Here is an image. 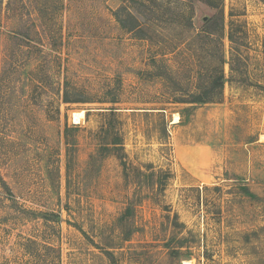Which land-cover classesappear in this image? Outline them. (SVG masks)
<instances>
[{"label":"rangeland","instance_id":"rangeland-1","mask_svg":"<svg viewBox=\"0 0 264 264\" xmlns=\"http://www.w3.org/2000/svg\"><path fill=\"white\" fill-rule=\"evenodd\" d=\"M263 206L264 0H0V264H264Z\"/></svg>","mask_w":264,"mask_h":264},{"label":"trees","instance_id":"trees-1","mask_svg":"<svg viewBox=\"0 0 264 264\" xmlns=\"http://www.w3.org/2000/svg\"><path fill=\"white\" fill-rule=\"evenodd\" d=\"M213 26L216 27V29H214V31H211V30H213V28H212ZM205 28L207 30L205 32L210 34L209 37H211V35H212V37L216 36V38L213 37V39H215V40L217 39V41L221 45L223 44L222 38L224 36V17H223L222 12H216L212 17L207 19V22L205 24ZM228 39L231 43L229 68L231 71V75H233L239 69V66H238L239 53H238V49H237L238 48L237 43L239 41V37H238L232 23L229 26ZM224 62H225L224 55L220 54V67H219L218 71H216V73L209 71L208 75H207V79H206V84L197 85V87H196L197 92L191 93V98L187 99L188 101H185V102L193 103V104L202 103V102H211V101H214V99H215V97L213 95L214 93H216V92H218L219 94L222 93V89H223L224 82H225V75H224V69H223ZM63 100L65 102L82 101L80 99H74V100L69 99L66 92H65V96H64ZM112 102H114V101H112ZM160 109H161L160 112H163V110H162L163 108H160ZM108 112H109V114H114L115 110L110 108V110ZM161 115H162L161 116V123L163 125L164 130H165L166 127H165L164 115L163 114H161ZM73 127L78 128L77 126H73ZM67 131H68V126L65 127V138H66L65 143L69 145L70 142L67 141V139H68L67 138L68 137ZM112 136L114 139H118L120 137V133H118V131H115V132L113 131ZM117 143L118 142H116V141H112L111 145L113 148L120 149L121 146H119ZM107 148H108V145H101L99 149L101 151H104ZM116 152H117V154H119L118 151H116ZM68 154L69 153H68V149H67V167H68L69 162H70V155L68 156ZM68 159H69V161H68ZM156 181L158 183V182H160V179L157 178ZM243 190L248 196H250V198H252V199L257 198V195L251 193L247 188L243 187ZM119 219L121 220V224H122L123 217L121 216ZM259 229L264 230V226L260 227ZM256 231H253V233H255Z\"/></svg>","mask_w":264,"mask_h":264},{"label":"bare ground","instance_id":"bare-ground-1","mask_svg":"<svg viewBox=\"0 0 264 264\" xmlns=\"http://www.w3.org/2000/svg\"><path fill=\"white\" fill-rule=\"evenodd\" d=\"M82 115H83V112L82 111H80V112H74L73 113L74 120L77 121L78 118H79V116H82ZM175 121H177V117H175V119H174L173 122H175ZM183 264H190V262L188 260H184L183 261Z\"/></svg>","mask_w":264,"mask_h":264}]
</instances>
